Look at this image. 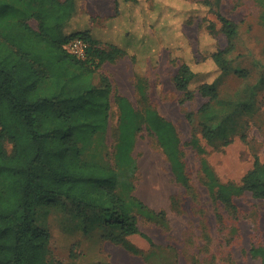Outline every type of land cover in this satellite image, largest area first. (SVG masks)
I'll return each mask as SVG.
<instances>
[{"label": "rangeland", "instance_id": "rangeland-1", "mask_svg": "<svg viewBox=\"0 0 264 264\" xmlns=\"http://www.w3.org/2000/svg\"><path fill=\"white\" fill-rule=\"evenodd\" d=\"M78 3L80 15L90 18L94 30L89 34L99 41L98 48L109 50L108 44H114L103 39L109 22L112 26L118 19L129 28L123 43L114 45L128 51L140 44L148 47L134 61L127 53L94 69L92 85L101 92L108 84L107 126L92 136L82 153L87 162L116 169L120 173L117 192L126 199L135 196L145 206L133 208L141 235L127 238L141 253L135 255L104 239L117 229L106 225L100 212H83L57 197L38 206L35 213L37 225L49 234L48 263L260 264L251 249L264 246V200L245 192L234 198L235 211L227 208L209 193L203 163L218 182L234 185L241 183L255 157L264 164V0H147L149 31L130 22L134 11L124 8L117 14L113 0ZM219 15L237 25L233 51L225 54L229 63L225 75L210 59L216 49H228ZM28 23L36 29V22ZM76 27H67L64 33L69 35ZM181 63L197 71L192 90L214 83L217 98L195 94L181 104L182 94L173 83ZM136 77L141 79L142 91L136 88ZM121 97L136 112L153 109L173 125L187 187L174 180L168 159L144 123L132 143L122 137L117 105ZM207 102L209 110L201 113ZM203 125L214 129L212 142L203 136ZM4 146L11 152V144L4 142ZM127 155L136 164L132 176L123 160Z\"/></svg>", "mask_w": 264, "mask_h": 264}, {"label": "trees", "instance_id": "trees-1", "mask_svg": "<svg viewBox=\"0 0 264 264\" xmlns=\"http://www.w3.org/2000/svg\"><path fill=\"white\" fill-rule=\"evenodd\" d=\"M114 1L117 14L128 8L134 11L130 22L137 23L143 31L150 30L151 5L146 8L147 0ZM134 8L138 9L137 14ZM80 12L78 0H0V264H49V234L37 225L35 213L38 206L51 204L57 197L76 204L83 212H100L106 225L117 229L104 239L135 255L141 253L127 238L141 235L133 208L145 206L137 197L126 199L117 192L120 173L116 169L87 162L82 153L92 136L104 132L107 126L108 84L100 76L107 85L105 90L100 92L92 85L94 69L127 53L134 61L136 56L145 55L148 47L140 44L128 51V47L108 44L109 50L98 48L99 41L82 29V20L88 23L90 18ZM218 19L228 49H216L210 59L225 75L229 71L225 54L233 51L237 25L221 15ZM29 20L36 22V29ZM120 23L125 24L123 42L129 24L118 19L117 24ZM71 26L77 27L66 35L65 28ZM76 37L89 45L84 60L64 48ZM197 75L187 63L178 66L173 83L182 94L181 104L192 100L195 94L209 100L217 98L214 83L190 88ZM135 85L142 91L140 77H136ZM117 105L122 137L132 143L144 123L168 159L174 180L187 187L180 141L173 125L153 109L136 112L125 98H118ZM209 108L207 102L199 111L206 113ZM187 118L190 120V115ZM202 131L205 139L212 142L214 129L203 125ZM4 142L11 144V152ZM191 144L196 145V141ZM123 160L132 176L135 162L128 155ZM203 172L211 196L233 211L234 198L242 193L264 200V164L257 157L239 185L218 182L206 163ZM251 254L264 264V246L252 248Z\"/></svg>", "mask_w": 264, "mask_h": 264}, {"label": "crops", "instance_id": "crops-1", "mask_svg": "<svg viewBox=\"0 0 264 264\" xmlns=\"http://www.w3.org/2000/svg\"><path fill=\"white\" fill-rule=\"evenodd\" d=\"M114 8H116L115 7V1H114ZM120 24H116V23L112 22V26H111V24L109 22V24L107 25V28H106V30L108 31V33H105L104 34V36H106V38H104L103 40H105L107 42L114 43L116 45L122 44L123 42L121 41V38L123 37L122 36V33H124L123 32V26L125 24L124 25L122 23H120ZM82 25H83L82 26V29L83 30H87V31H90L91 30V32H93L94 27L91 26L90 24H88V23H82Z\"/></svg>", "mask_w": 264, "mask_h": 264}, {"label": "built area", "instance_id": "built-area-1", "mask_svg": "<svg viewBox=\"0 0 264 264\" xmlns=\"http://www.w3.org/2000/svg\"><path fill=\"white\" fill-rule=\"evenodd\" d=\"M64 48L68 54L77 59L84 60L87 56L89 45L83 39L76 37L69 40Z\"/></svg>", "mask_w": 264, "mask_h": 264}]
</instances>
